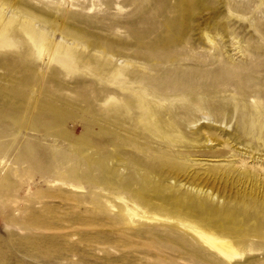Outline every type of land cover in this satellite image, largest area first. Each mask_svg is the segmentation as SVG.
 <instances>
[{
  "label": "rangeland",
  "instance_id": "rangeland-1",
  "mask_svg": "<svg viewBox=\"0 0 264 264\" xmlns=\"http://www.w3.org/2000/svg\"><path fill=\"white\" fill-rule=\"evenodd\" d=\"M0 264H264V0H0Z\"/></svg>",
  "mask_w": 264,
  "mask_h": 264
},
{
  "label": "bare ground",
  "instance_id": "bare-ground-1",
  "mask_svg": "<svg viewBox=\"0 0 264 264\" xmlns=\"http://www.w3.org/2000/svg\"><path fill=\"white\" fill-rule=\"evenodd\" d=\"M202 233V232H201ZM205 234V233H204ZM204 234H199V238H201L202 240H204L205 242L209 243L215 250L219 251L220 253H224L220 247L218 245L220 244H217L216 243V240L213 239L212 237L208 236V235H204ZM198 235V234H197ZM225 244L221 243V246H223Z\"/></svg>",
  "mask_w": 264,
  "mask_h": 264
}]
</instances>
